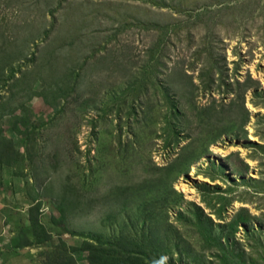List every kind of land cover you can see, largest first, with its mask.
Returning a JSON list of instances; mask_svg holds the SVG:
<instances>
[{"label":"rangeland","instance_id":"rangeland-1","mask_svg":"<svg viewBox=\"0 0 264 264\" xmlns=\"http://www.w3.org/2000/svg\"><path fill=\"white\" fill-rule=\"evenodd\" d=\"M175 1L0 0V264L137 235L170 251L152 264H264V0Z\"/></svg>","mask_w":264,"mask_h":264},{"label":"trees","instance_id":"trees-1","mask_svg":"<svg viewBox=\"0 0 264 264\" xmlns=\"http://www.w3.org/2000/svg\"><path fill=\"white\" fill-rule=\"evenodd\" d=\"M143 1L148 4H153L160 7L176 6L175 0H143ZM236 1L237 2L235 3L239 2L238 0ZM231 14H235V12ZM250 80L254 81V79L252 78H250ZM253 93L257 97H263L264 90L260 89L259 86H255ZM174 110L176 112L179 111L178 108H174ZM246 111H247L246 114L247 117L245 119V123L250 114L248 109H246ZM237 137H239V135H237ZM12 148H13L12 146L3 147L1 150V154L3 156H9V157L18 155L17 152L14 151ZM10 151L12 154L9 155ZM212 165L215 167L216 163L212 162ZM220 168L223 169L224 167L221 165ZM211 188L212 187L208 183L199 185V190L204 195L211 193L210 192ZM190 208H192L194 217H189L185 219L186 221L196 226L197 229L199 230L200 235L203 239L204 249L211 250L216 257H219V259L223 260L224 262L230 260L233 261V263H239L237 261L243 259L244 252L234 248L229 241L223 242L221 236L213 234L211 231L206 230L205 224L208 221L212 222L213 219L210 215L206 214L205 209L201 205L191 202ZM242 212L246 213L247 217L243 218L239 215V217L241 218L233 222L232 225L235 226L236 230L239 222L250 223L253 219H255L254 217H252V215L248 213V210L243 209ZM182 216H184L183 213ZM31 225L33 228V238L35 239L36 243L42 244L50 239L46 227L42 222H40L37 216H32ZM235 229L233 231L234 234L232 235L231 238L235 236V232H236ZM229 240L231 241L230 238ZM83 248L85 251L89 253V257H88L89 264H152L154 262H159L164 260V258L170 254V251H168L166 248L160 245L153 243L145 235H137L129 240L120 239L118 241L102 240L97 237L90 236L86 238L83 244Z\"/></svg>","mask_w":264,"mask_h":264}]
</instances>
